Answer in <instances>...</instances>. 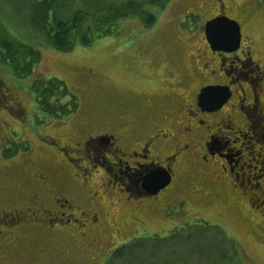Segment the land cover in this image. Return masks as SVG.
I'll return each instance as SVG.
<instances>
[{"label":"flooded vegetation","instance_id":"flooded-vegetation-1","mask_svg":"<svg viewBox=\"0 0 264 264\" xmlns=\"http://www.w3.org/2000/svg\"><path fill=\"white\" fill-rule=\"evenodd\" d=\"M217 3L216 14L203 24L180 26L182 33L200 38L204 46L197 52L200 64L194 74L200 84L194 90L188 87L187 73L177 70L172 81L162 79L159 94L135 93L133 101L119 104V114L105 113L101 127L90 128L83 139L71 145L52 141L53 147L42 146L45 156L31 152L17 166L12 162L16 168L0 186L1 264L13 257L23 259L25 253L32 262L47 253L77 262L84 241L99 246L91 232L103 225L100 216L108 205L125 204L134 209L132 214L137 209L155 210L165 221L170 206L187 203L175 196L194 173L214 176L221 180L220 187L229 184L240 205L264 217V143L251 141L255 127L264 136V47L257 48L249 37L250 46L244 47V29L238 22L240 48L230 53L213 50L205 25L228 17L225 2ZM196 14L191 15L200 16ZM208 87L228 88L227 103L219 109L200 106L201 91ZM133 109L139 121L124 118ZM237 116L245 121L243 129L234 123ZM0 125L8 127L3 120ZM48 157L53 165L46 162ZM145 170L165 171L171 177L169 185L151 195L144 189ZM138 173L135 182L129 179Z\"/></svg>","mask_w":264,"mask_h":264},{"label":"rangeland","instance_id":"rangeland-1","mask_svg":"<svg viewBox=\"0 0 264 264\" xmlns=\"http://www.w3.org/2000/svg\"><path fill=\"white\" fill-rule=\"evenodd\" d=\"M222 1L228 17L243 25L244 47L250 46L248 37L256 42L257 48L264 47V0ZM217 2L173 0L163 11H158L157 23L153 27H145L136 19L126 20L117 36L99 40L90 47L77 45L74 50L64 53L47 45L32 27L33 0H2L0 37L12 38L38 49L41 58L31 78L27 79L16 78L7 66L0 65V120L6 121L9 127L0 125V186L8 183L5 178L27 154L32 152L38 158L43 157L47 153L42 146L53 147L52 141L71 145L83 139L90 128L101 127L105 113L119 114V104L133 101L135 93L159 94L164 86L162 79L172 81L177 70L187 73L188 87L194 90L200 84L199 77L194 74L200 64L197 52L204 46L200 38H192L180 30L189 24L201 25L203 20L215 15ZM194 12L200 16L185 19L187 14L197 15ZM181 20L187 21L180 24ZM170 41L177 42V45H170ZM34 79L63 82L77 97V110L62 119L43 116L29 90ZM134 113L135 110L128 112L124 118L130 122L139 121ZM234 123L238 129H243L245 121L237 116ZM224 133L229 135L226 131ZM262 136L255 127L251 141L263 145ZM46 162L53 165L50 157ZM220 181L212 175L194 173L189 182L178 187L180 192L175 196V199H184L187 203L170 206L165 221L155 210L137 209L132 214L134 209L125 204L106 206L100 216L103 225L91 232V238L96 237L99 246L93 245L91 240L84 241L77 262H67L54 253H47L43 260L32 262L25 258L29 253H25L23 259L13 257L6 264H182L179 262H184L183 250L168 243L165 245V240L158 243L155 240L158 238H154L170 239L169 235L175 229L181 230L179 235L183 231L191 233L192 242L197 239L196 235L209 233L212 247L218 248L220 241L215 234L222 232L236 244L241 255L240 264H264V217L253 208L248 212L244 204L240 205V197L229 184L220 187ZM239 205L242 209H238ZM198 241L208 250L202 238ZM119 247L136 249V252L130 251L134 262L114 261L113 252ZM218 248L212 250L215 259L218 258ZM192 251L189 257L193 256Z\"/></svg>","mask_w":264,"mask_h":264},{"label":"trees","instance_id":"trees-1","mask_svg":"<svg viewBox=\"0 0 264 264\" xmlns=\"http://www.w3.org/2000/svg\"><path fill=\"white\" fill-rule=\"evenodd\" d=\"M33 1L32 27L42 36L47 45L59 52L66 53L74 50L77 45L90 47L99 40L117 36L126 20L136 19L145 27H153L157 23L158 11H163L173 0ZM188 19H194V16L191 15ZM40 58L41 53L38 49L22 45L12 38L0 37V65L7 66L16 78H31L33 69ZM29 90L34 96L38 110L43 116L62 119L74 113L78 108L79 101L77 97L71 94L60 80L34 79ZM64 100L67 102H64ZM7 153L6 151V157ZM179 231L181 230H175L170 233L169 236L172 242L169 241L170 239L161 240L159 236L154 237L158 238L155 239L158 243L165 240V245L168 243L173 248H179V250L181 249L185 252L184 262L179 263L240 264L241 255L236 244L222 232L215 234L220 241L218 248L212 247V243L208 239L209 233L207 235H196L197 239L192 242L190 240L191 233L183 231L182 235H179ZM181 236L184 237L180 239ZM199 238L205 241L208 250H205L200 245ZM216 248H218L216 251L217 259L214 258V253L212 252ZM191 250H193V256L189 257ZM130 251L136 252V249L119 247L113 252L114 261L118 262V260L124 259L127 262H134L135 259L132 260L130 257ZM190 259L191 263L189 262Z\"/></svg>","mask_w":264,"mask_h":264},{"label":"water","instance_id":"water-1","mask_svg":"<svg viewBox=\"0 0 264 264\" xmlns=\"http://www.w3.org/2000/svg\"><path fill=\"white\" fill-rule=\"evenodd\" d=\"M0 0V4H1ZM217 20H224L227 21V24L230 30L227 33H224L220 38L217 39L216 43L214 44L212 40L209 39V25L213 24ZM205 35L208 43L210 44L211 48L216 51H224V52H234L240 48L241 40H242V33H241V26L236 20H232L227 16L217 17L211 21H208L205 25ZM206 90H214L220 97L222 103L219 106L216 105H209L210 107H215L214 109L221 108L224 104L227 103L228 99L230 98V91L228 88L223 87H208L201 91L199 96V105L201 106V97L205 93ZM159 173L160 179L158 182L145 186L144 189L147 190L151 195L159 193L162 189L167 187L171 181V177L165 171H155Z\"/></svg>","mask_w":264,"mask_h":264},{"label":"snow or ice","instance_id":"snow-or-ice-1","mask_svg":"<svg viewBox=\"0 0 264 264\" xmlns=\"http://www.w3.org/2000/svg\"><path fill=\"white\" fill-rule=\"evenodd\" d=\"M230 30L227 21L217 20L213 24L209 25V39L215 44L217 39L220 38L224 33H227ZM222 103L219 95L214 90H206L203 96L201 97L202 105H216ZM147 175H144L145 186L156 183L161 178L159 173L145 170ZM141 174L138 173L137 176L129 177L130 180L135 182Z\"/></svg>","mask_w":264,"mask_h":264},{"label":"bare ground","instance_id":"bare-ground-1","mask_svg":"<svg viewBox=\"0 0 264 264\" xmlns=\"http://www.w3.org/2000/svg\"><path fill=\"white\" fill-rule=\"evenodd\" d=\"M2 2V1H1ZM1 5V4H0ZM209 222V221H208Z\"/></svg>","mask_w":264,"mask_h":264}]
</instances>
